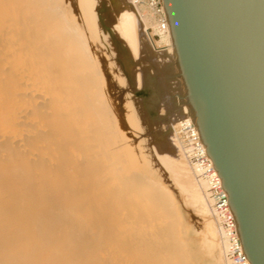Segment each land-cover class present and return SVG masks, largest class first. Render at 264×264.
I'll return each mask as SVG.
<instances>
[{
  "label": "bare ground",
  "instance_id": "obj_1",
  "mask_svg": "<svg viewBox=\"0 0 264 264\" xmlns=\"http://www.w3.org/2000/svg\"><path fill=\"white\" fill-rule=\"evenodd\" d=\"M98 1L0 0V264H233L183 138L184 123L199 135L187 100L167 150L149 147ZM106 1L137 85L145 60L185 91L163 0L160 17Z\"/></svg>",
  "mask_w": 264,
  "mask_h": 264
},
{
  "label": "water",
  "instance_id": "obj_2",
  "mask_svg": "<svg viewBox=\"0 0 264 264\" xmlns=\"http://www.w3.org/2000/svg\"><path fill=\"white\" fill-rule=\"evenodd\" d=\"M192 121L264 264V0H163Z\"/></svg>",
  "mask_w": 264,
  "mask_h": 264
},
{
  "label": "rangeland",
  "instance_id": "obj_3",
  "mask_svg": "<svg viewBox=\"0 0 264 264\" xmlns=\"http://www.w3.org/2000/svg\"><path fill=\"white\" fill-rule=\"evenodd\" d=\"M98 2L101 10L99 15L102 16V26L109 34L113 45L117 48V51L114 53L116 62L120 65V68L127 79V86L130 90L129 92L136 101V106L141 116L144 128L142 131V137L149 147L153 145L157 146L159 144L161 148L165 146L163 150H167V134H169L171 130L167 120L179 107L178 105H181L182 101L186 99L185 91H183L182 86L178 84V76H176L170 69L167 71L166 75L167 85H163L162 83L160 84L157 78L158 75L156 73V66L145 60L140 62L142 82L140 86L137 85L133 76L132 65H134V59L130 55L127 47L115 36L112 28L106 22L107 20L104 19L105 17L103 12L107 9V1L99 0ZM141 3L142 2H139L138 5ZM145 4H147V2ZM149 31H152L151 26H149ZM156 38L159 37L156 36ZM169 63L170 61H165L163 66L165 67ZM150 141L153 142L151 143ZM156 167L161 169L160 166Z\"/></svg>",
  "mask_w": 264,
  "mask_h": 264
},
{
  "label": "built area",
  "instance_id": "obj_4",
  "mask_svg": "<svg viewBox=\"0 0 264 264\" xmlns=\"http://www.w3.org/2000/svg\"><path fill=\"white\" fill-rule=\"evenodd\" d=\"M159 17L162 12V0H147ZM160 27H165L161 19ZM183 138L188 145V155L195 164L198 175L207 182V190L212 199V205L219 221L223 238L227 246V256L233 264H250V260L244 254L234 217L228 204V193L222 188L221 177L214 168L213 161L207 154L199 135L190 124H183Z\"/></svg>",
  "mask_w": 264,
  "mask_h": 264
}]
</instances>
